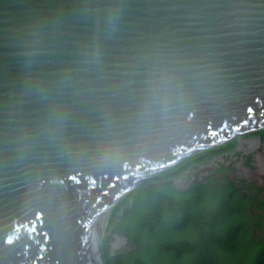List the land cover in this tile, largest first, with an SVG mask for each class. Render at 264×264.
Masks as SVG:
<instances>
[{"label":"water","instance_id":"water-1","mask_svg":"<svg viewBox=\"0 0 264 264\" xmlns=\"http://www.w3.org/2000/svg\"><path fill=\"white\" fill-rule=\"evenodd\" d=\"M261 127L264 0H0V264H105L117 201Z\"/></svg>","mask_w":264,"mask_h":264},{"label":"trees","instance_id":"trees-1","mask_svg":"<svg viewBox=\"0 0 264 264\" xmlns=\"http://www.w3.org/2000/svg\"><path fill=\"white\" fill-rule=\"evenodd\" d=\"M178 166L141 180L104 214V263L264 264V229L249 217L248 204L226 202L207 184L176 188ZM113 234L126 239L115 249Z\"/></svg>","mask_w":264,"mask_h":264},{"label":"flooded vegetation","instance_id":"flooded-vegetation-1","mask_svg":"<svg viewBox=\"0 0 264 264\" xmlns=\"http://www.w3.org/2000/svg\"><path fill=\"white\" fill-rule=\"evenodd\" d=\"M251 132L182 160L171 179L181 190L207 184L213 192L221 190L226 202L248 204L249 217L261 220L264 229V127Z\"/></svg>","mask_w":264,"mask_h":264},{"label":"rangeland","instance_id":"rangeland-1","mask_svg":"<svg viewBox=\"0 0 264 264\" xmlns=\"http://www.w3.org/2000/svg\"><path fill=\"white\" fill-rule=\"evenodd\" d=\"M245 133H247V134H252V132L250 131V132H245ZM244 133V134H245ZM235 136H237V135H235ZM234 136V137H235ZM151 176V175H150ZM147 178V177H146ZM145 179V178H144ZM133 190V189H132ZM111 241H112V243H116L117 244V246H115V248H117V247H119V243L121 244L122 243V241H121V238H120V235H118V234H113L112 235V238H111ZM114 248V249H115Z\"/></svg>","mask_w":264,"mask_h":264}]
</instances>
